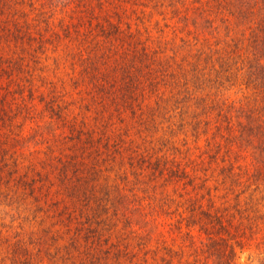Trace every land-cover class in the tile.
Instances as JSON below:
<instances>
[{"label": "trees", "instance_id": "1", "mask_svg": "<svg viewBox=\"0 0 264 264\" xmlns=\"http://www.w3.org/2000/svg\"><path fill=\"white\" fill-rule=\"evenodd\" d=\"M52 39L57 49L64 47L68 54L79 55L70 58L72 66L75 57H82L84 68L76 70L74 79L94 87L106 101L104 106L110 100L119 105L114 110L108 105L112 112L102 108L110 111L111 122L114 115L119 118L124 134L130 136L132 128L128 125L133 123L138 132H164L165 136L158 138H167V144L173 143L172 136L184 134L196 138L197 144L205 142L209 164L232 179L229 191L236 192L234 207L239 216L228 207L217 206V197L206 185L207 180L194 183L197 177L190 175L186 167H175L163 156L151 164L166 184L185 181L195 189L206 190L185 202L178 201L175 208L177 222L188 238H194L195 230L208 237V244L198 246L201 250L194 252V264H236L238 248L243 251L241 238L258 239V230L264 228V204L256 199L264 198V0H0V91L14 82L13 70L28 67L30 55L41 57L48 51L45 44ZM15 47L24 49L25 54L17 55L13 63H5L2 49ZM5 82L9 87H4ZM27 90L33 101V86ZM44 103L71 127L67 138L82 141L85 148L99 149L97 142L102 137H94L90 133L94 129L75 130L76 121L62 116L51 102ZM0 105V186H12V181L26 183L23 175L12 176L23 162L11 149L18 138L12 133L18 114L11 113L13 109L4 104V99H0ZM106 133L103 146L118 149V142ZM32 164L34 161L28 167ZM98 170L93 165L89 168L92 175ZM227 178L222 182H228ZM86 181L88 192L84 197L92 198L96 186ZM31 182L28 185L34 192L38 186ZM105 197L110 198L109 194ZM123 198H114L110 203L114 215L127 226L134 225L133 232L143 227L142 222L147 224L148 234L159 229V216L149 214L143 204L137 206L130 201L126 206ZM201 198H208L207 205ZM67 219L71 221L72 215ZM103 220L95 219L97 226L91 224L82 233L84 242L92 246L80 251L78 264H103L110 254L115 258L120 255L119 249L92 251L96 235L91 234ZM90 221L87 218L82 223ZM239 223L245 226L244 231ZM255 228V233L247 232ZM160 243L158 247L164 246ZM258 245L264 246V236ZM23 250H15V257L21 264H32L30 252ZM166 250V246L161 248L160 262L153 264H164L161 260L175 264V250L168 249L169 256ZM57 254L60 251L53 256Z\"/></svg>", "mask_w": 264, "mask_h": 264}, {"label": "rangeland", "instance_id": "2", "mask_svg": "<svg viewBox=\"0 0 264 264\" xmlns=\"http://www.w3.org/2000/svg\"><path fill=\"white\" fill-rule=\"evenodd\" d=\"M55 41L52 39L45 44L48 51L41 57L30 55L31 63L28 67L13 70L11 75L15 77L14 82L10 83V88L0 91V99H4V104L9 109H13L12 114H18L12 127L13 135L18 138L12 143L11 149L17 152L21 157L19 160L23 162L18 173L12 176L23 175L27 180L26 183L14 184L12 181V186H0V264H21L14 251L23 252V248L30 252L32 264H72L74 261L78 264L81 259L80 251L91 245L90 242H84L82 233H86L91 224L97 226L95 219L104 220L97 227L96 233L91 234L92 237L96 235L92 251L120 250V255L116 258L115 255H107L102 261L103 264L160 262L161 253L164 254V250L161 253L160 250L164 246L167 248V256L168 249L175 250V264H194V252L201 250L200 246L208 244V237L195 230L194 238H188L177 222L178 210L175 208L178 201L185 202L189 197L206 193V190L195 189L194 185L185 181L166 184V180L158 176V170L151 163H155L158 156H163L175 167L178 164L186 167L190 175L197 177L194 183L207 180L206 185L212 187L214 196L217 197L214 198L217 206L223 209L228 207V211L239 216L240 213L234 207L236 192L229 191V182L232 179L227 178L226 173H221L220 168L209 164V153H204L208 147L203 140L197 144L196 138H189L184 134L185 137L172 136L173 143L167 144V138H158L165 136L164 132H138L133 123L128 125L132 128L130 136L128 133L124 134L125 130L120 128L121 123L116 115L112 119L116 123L108 119L110 109L114 110L119 105L110 100L104 106L103 102L106 101L94 87L74 79L76 70L82 71L84 68L81 65L82 57L78 60L75 57L77 65L72 66L70 58L76 53L68 54L64 47L57 49L54 46ZM2 51L5 63L8 60L13 63L17 55L25 54L24 49L16 47ZM3 85L5 88L9 87L6 82ZM22 86L24 89H21ZM30 86L35 90L33 101L30 100V92L27 90ZM8 91L11 92L7 93ZM41 98L55 105V110L68 120L71 119L70 122L76 121L75 130L94 129L90 133L94 137H102L97 142L99 149L85 148L82 141L76 143L67 138L71 127L66 126L56 112L46 109V101L41 102ZM87 106H91V109ZM102 107L110 111L103 110ZM121 116L129 118L126 113ZM84 121L87 125L82 123ZM105 123L107 124L104 126ZM104 131L113 142H118V149L103 146L107 142ZM200 154H203L202 158L199 157ZM32 161L34 164L29 168ZM71 161L74 162L73 165H70ZM92 165L99 169L94 175L89 172ZM73 169L77 171L76 175ZM225 178L228 182L223 183L222 179ZM86 179H89L90 186H96V193L92 198L84 197L88 192ZM28 181H33L34 186H38L36 191L31 190ZM249 192L250 190L243 193L241 198L245 199ZM106 194H109V199L105 197ZM121 197H124L126 206L130 201L137 206L143 204L149 214L159 216V229L155 228L153 233L148 234L145 230L147 224L142 222L143 227L140 229L137 225L139 230L133 232L134 225L127 226L123 219L114 215V207L110 202ZM201 199L207 205L208 198ZM256 199L264 204V198ZM159 204L162 205L159 207ZM261 212L262 210L259 213ZM69 214L72 215L71 221L67 219ZM87 218L91 223H82ZM234 220L238 221L237 218ZM259 222H263V219H259ZM239 226L242 231L245 230L244 225L242 227L239 223ZM263 230L264 228L258 230V239L248 240L243 235V251L238 248L240 253L236 264H261L264 261V246L258 245V241L264 236ZM255 231L256 228L247 232L251 234ZM105 240L109 242L107 245ZM159 242L164 246L158 247ZM65 245L68 247L65 248ZM111 246L113 247L110 248ZM58 251L65 255L53 256ZM161 262L165 264L163 260Z\"/></svg>", "mask_w": 264, "mask_h": 264}]
</instances>
